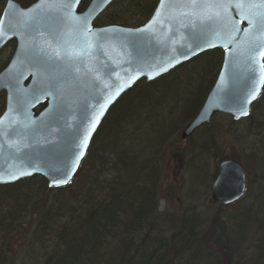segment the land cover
Segmentation results:
<instances>
[{
    "label": "trees",
    "instance_id": "16d2710c",
    "mask_svg": "<svg viewBox=\"0 0 264 264\" xmlns=\"http://www.w3.org/2000/svg\"><path fill=\"white\" fill-rule=\"evenodd\" d=\"M4 1H0V13ZM32 1L18 3L28 7L36 0ZM89 1L83 0L79 11ZM157 1L115 0L95 20L94 27H139L150 18ZM221 62L222 51L215 49L155 81H140L108 111L66 187L49 188L40 177L0 185V226L10 221L19 231L36 222L37 234L32 238L38 242L48 236L52 247L48 257L44 254L45 264H223L233 260L234 247H240L245 237L236 242L234 229L239 226L247 233L250 226H255L257 235L252 241L255 244L249 264H264V88L244 120L254 122L257 131V141L245 158L249 173L255 175L253 184L240 155L227 156L220 149L216 135L209 129L211 123L201 129L198 144L184 145L182 142L188 143L193 137L181 141L179 135L170 146L173 161L183 163L199 151L196 160L207 155L217 164L224 160L238 162L246 174L247 188L236 204L242 205L246 197L251 199V204H243L241 209L248 213L246 221L236 225L238 210L229 223L215 216L201 228L194 214L175 216L157 211L165 189L161 165L166 153L163 157L158 152L160 143L194 118L215 82ZM3 109L4 95L0 93V115ZM258 118L260 121H256ZM235 123L229 120L231 127ZM194 170L195 178L206 174L200 161ZM19 222H23L21 226ZM26 239L24 234L10 233L0 248V259L13 264Z\"/></svg>",
    "mask_w": 264,
    "mask_h": 264
},
{
    "label": "water",
    "instance_id": "95a60500",
    "mask_svg": "<svg viewBox=\"0 0 264 264\" xmlns=\"http://www.w3.org/2000/svg\"><path fill=\"white\" fill-rule=\"evenodd\" d=\"M82 1L79 0L74 9L69 4V10L82 16L96 8L88 38L93 42L99 40L100 48L85 57L82 64L72 66L49 60L41 52V49L48 50L46 42H50V34L58 33L71 39L66 35L69 28L61 24L55 11L46 15L35 8L39 0L28 7L21 6L16 0L4 2L0 28L5 38L0 40V53L11 42L14 50L0 72V93L5 96L0 115V185L40 177L49 188L66 187L75 177L108 111L126 92L142 80L155 81L215 49L222 51L219 72L202 107L181 132L180 140L191 138L216 115H226L233 122L249 117L251 106L264 88L261 81L264 72L259 68V64H264V58L258 53L257 63L252 64L244 56L234 57L231 52H226L224 40H215L214 47L208 46L205 38L197 40L198 36L213 38L212 29L216 26L194 22L191 16H181L180 12L188 9L179 0L166 2L164 7L158 0L148 21L138 28L93 27L94 21L115 0L107 4L102 0H90L80 12ZM58 7L57 3L43 5V9ZM158 10L161 15L156 17ZM229 12L233 19L240 20L238 9L230 8ZM154 17L159 23L153 26L152 33L137 31ZM238 27L247 28V21H241ZM105 29L112 31L105 34L102 32ZM246 35L237 33V42ZM101 36L104 38L100 39ZM33 42L37 47L30 50L29 45ZM196 43L200 47H196ZM234 46L235 42L229 48ZM182 52L186 55H181ZM163 68L167 70L161 71ZM52 84L57 85L55 97L51 94ZM257 88L256 98L245 103L248 115H241L239 103ZM82 150L84 154L80 156ZM53 179H67V183L55 186ZM210 191L211 201L223 207L241 200L246 192V175L241 165L234 160L221 161Z\"/></svg>",
    "mask_w": 264,
    "mask_h": 264
},
{
    "label": "rangeland",
    "instance_id": "374dc122",
    "mask_svg": "<svg viewBox=\"0 0 264 264\" xmlns=\"http://www.w3.org/2000/svg\"><path fill=\"white\" fill-rule=\"evenodd\" d=\"M16 1L18 2V0ZM13 50L14 43H10L0 53V71L6 66L13 53ZM229 120L230 118L225 115H218L211 121L209 129L213 131L214 135H216V140L220 149L227 156H231L232 153L233 155H240V159H242V161L244 162L243 166L248 172V178L251 184H253L252 181L254 180L255 175L253 173H249L250 169L248 167V162L245 163V158L251 152L254 144L257 141L256 124L254 122L252 124H249L247 121L243 120L238 123L236 122L235 125H232L231 127L229 125ZM258 120L260 121V118H258L256 121ZM137 124L139 127V122H137ZM140 125H144V123ZM186 126L187 125L182 126V128L176 133L172 132L167 138H165L164 141H162V143H160L158 152L163 153V157L164 153H166V156L163 159V165H161L163 168V184L165 189L164 198L163 200H160L158 202L157 211L160 213H173L175 216H180L181 214L191 216L190 214H194L198 219L197 221L200 224L199 226L201 228H204L205 225L215 216H219L221 222L229 223L232 221L231 218L234 217L235 213L243 208V204L245 206L251 204V199L246 197L243 200L244 203L242 205L236 204L231 207H220V205L213 203L210 198V189L213 180L209 177L215 178L217 174L218 164L216 160L207 155H203L198 160H196L198 155L200 154L199 151L195 153V156L186 158L183 163L178 159H175L174 161L170 159L173 151V148H171L170 146L173 144V140L176 139L175 137H179L184 127ZM201 129L195 132V134L192 136V141H189L188 143L187 141L182 142V144L186 145L191 144L192 142L198 144V141H200L202 138ZM198 161H200L201 166L203 167V171L206 174L202 173L201 175H199V177L197 176V178H195L196 170H194V168H198ZM172 184H174V187L171 186ZM247 217L248 213L244 210H241L237 216V219L239 218V220L236 225H239V223L242 221H246ZM22 223L23 222H19V225L21 226ZM35 225L36 222H33L32 225L16 231L15 227L11 225L10 221L7 223H4V221L2 222V225L0 226V248H3V245H5V242L8 239L10 233L12 235L16 233H18L19 235L24 234L25 237H27L24 243L25 245L22 247L20 253L16 254V256L14 257L13 264H36L34 263L35 259L37 264H45V257H48L51 254L52 247H50V243L47 242L48 236L43 237V239L38 242L34 241L35 238H32V236H36L37 234ZM256 229L257 227L250 226L247 230V233H244V231L239 226L234 229L233 234L236 242L240 241L244 236L245 237L243 238V242L241 241L242 243L239 242L240 247H234L236 248V250L234 257L232 256L233 260L228 263L224 261L223 264L250 263V260L252 258L251 247L255 244L252 241L257 235H255L254 233V230ZM0 254L2 253L0 252ZM1 257L2 256L0 255V258ZM5 259L6 258L0 259V264H5Z\"/></svg>",
    "mask_w": 264,
    "mask_h": 264
},
{
    "label": "snow or ice",
    "instance_id": "6c2138e0",
    "mask_svg": "<svg viewBox=\"0 0 264 264\" xmlns=\"http://www.w3.org/2000/svg\"><path fill=\"white\" fill-rule=\"evenodd\" d=\"M104 4L110 3L111 0H102ZM175 3L176 0H161V7H164L165 3ZM182 6L188 11H181V16H191L194 22L204 25H215L216 28L212 29V37H197V40L201 38L206 39V43L210 47L216 46L215 40H224V48L226 52H231L235 57L237 55L244 56L252 64H256L257 53L261 58H264V0H179ZM57 3L60 7L53 10L52 8L43 9L45 4ZM79 3V0H39V3L35 6L37 9H41L46 15H52L53 11L57 14V19L60 20L62 25H66L69 28L67 36H71V39H66L57 34H50L48 43V50L41 49V52L47 56L49 60L66 63L69 66L82 64L85 57H90L94 54V50L100 48L99 40L93 42L89 40L88 34L92 33L90 22L95 15L96 8L91 9L84 15H76L73 11L69 10V4L74 9L75 5ZM99 5H97L98 7ZM230 8L238 9V15L240 20L232 18V14L229 12ZM161 15L158 10L156 17ZM153 18L143 29H138V32L152 33L153 26L159 21ZM246 20L248 27L241 29L238 27L239 23ZM109 29L102 30L103 33H108ZM244 32L247 35L242 37L237 42V33ZM5 38L4 31L0 28V40ZM104 37L101 36L100 39ZM235 46L231 49L229 45ZM55 45V47H53ZM37 47L35 42L29 45L30 50H34ZM196 47H200L199 43H196ZM194 51V50H193ZM181 55H186L181 53ZM177 63L179 60L176 61ZM259 68L264 72V64H259ZM91 71V69H89ZM167 70L166 68L161 71ZM255 71V69H253ZM152 78L151 76L149 77ZM261 81L264 82V75L261 76ZM56 84H52V95H56ZM259 89L250 92V95L245 97V100L240 102L238 107L241 115H248V109L245 103H251L256 98ZM110 102V101H109ZM106 106V105H105ZM239 118V117H238ZM95 127V124H93ZM87 139H85V145ZM83 150L80 152V156H83ZM31 174V173H22ZM64 175L67 176V169L64 171ZM15 179L16 177H12ZM53 185L60 186L67 183V179H53Z\"/></svg>",
    "mask_w": 264,
    "mask_h": 264
},
{
    "label": "flooded vegetation",
    "instance_id": "af4514ba",
    "mask_svg": "<svg viewBox=\"0 0 264 264\" xmlns=\"http://www.w3.org/2000/svg\"><path fill=\"white\" fill-rule=\"evenodd\" d=\"M114 2V1H113Z\"/></svg>",
    "mask_w": 264,
    "mask_h": 264
}]
</instances>
